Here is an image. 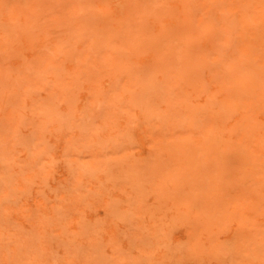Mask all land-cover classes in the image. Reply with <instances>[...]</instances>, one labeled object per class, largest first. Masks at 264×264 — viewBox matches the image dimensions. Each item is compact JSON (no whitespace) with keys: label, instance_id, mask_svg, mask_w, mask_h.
Instances as JSON below:
<instances>
[{"label":"rangeland","instance_id":"obj_1","mask_svg":"<svg viewBox=\"0 0 264 264\" xmlns=\"http://www.w3.org/2000/svg\"><path fill=\"white\" fill-rule=\"evenodd\" d=\"M0 264H264V0H0Z\"/></svg>","mask_w":264,"mask_h":264}]
</instances>
